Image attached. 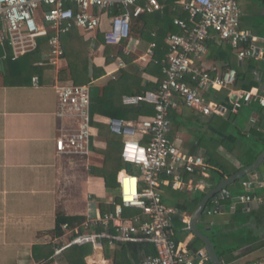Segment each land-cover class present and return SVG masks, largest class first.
<instances>
[{
    "label": "crops",
    "instance_id": "obj_1",
    "mask_svg": "<svg viewBox=\"0 0 264 264\" xmlns=\"http://www.w3.org/2000/svg\"><path fill=\"white\" fill-rule=\"evenodd\" d=\"M239 3L243 12L242 28L256 37V54L264 52V22L258 23L255 20L256 16H264V5L260 6L254 0H240ZM246 14L257 23L251 21V24L246 25L243 22ZM109 17L104 15L102 31L109 27ZM248 25H254L259 32H252ZM78 33L83 40L90 41V64L103 70V74L96 78L91 86L98 87L100 95L104 97L110 82H116L120 77V68H117V59L120 57H116L113 52L109 55L112 60L107 61L106 45L101 41L96 44L97 32L87 34L78 30ZM131 38L132 41L123 42L119 47L135 64L134 77L139 80L140 87L145 89L142 94L144 96L155 91L157 81L162 78L145 71L148 59L140 60L151 44L141 50L139 39L134 36ZM208 43L207 52L198 62L212 75H219L227 69V55L220 50L221 42L217 37L210 38ZM39 48L41 49L39 59L32 55L30 58H22L16 63L9 64L2 61L1 57L4 53H9L11 57V50L0 45V264H71L64 255L59 257L60 252L55 253L56 245L61 244V241H57L59 235L54 233L57 212L62 210L69 216L84 217L82 225L85 230L88 218L101 214L100 205L113 208V202L119 200L120 194H116L119 184L116 189L107 188L104 178L93 175L90 168H99L103 165L110 132L120 135L117 140L120 150L123 141L131 137L115 132L110 121L134 123L141 116H147L140 115L136 120H125L101 113L100 116H95V120L109 126V130L99 132L98 128L91 124V145L87 157L57 154L55 138L59 135L60 129H74L77 126L75 117L61 118L57 115L55 84L59 83V72L68 67V61L64 56L58 66L46 64L47 66L42 67L38 62L48 54L46 41H41ZM127 48L129 53H126ZM252 58L253 60L250 58L239 60L234 51L229 61L231 63L237 61L239 66L246 61L243 68L247 78L244 81H236L230 88L213 89L212 94L206 95L207 100L223 105V115H206L183 104L173 108L179 122L175 127L171 125L169 138L181 152L206 157L204 143L206 144L213 136L225 138L230 142L237 141L239 137L243 139L250 137L249 130L254 125L250 119H258L260 107L256 96L264 95V59ZM35 77L38 80L37 85L33 82ZM126 78L130 79V75L123 77L125 83ZM125 83L122 81V86ZM235 90L239 92L251 90L255 95L250 103L237 112H232L230 99L233 98ZM120 93H123L122 105H137L140 101L152 103L145 99L134 100L139 95L127 94L123 90H120ZM118 95L117 93L115 97ZM233 114L238 117L227 132L221 131L217 125L208 123L212 115L226 118ZM246 114L247 117L243 121L239 120L240 115ZM201 139L203 145L200 144ZM216 152L228 162L227 169L233 167L235 170H229L228 174L223 176L219 173L211 176L207 172L203 177L209 181L189 178L192 184L182 190L173 189L167 184L162 185L160 191L166 205L178 209L179 205L187 203L191 208V201L195 196H200L201 200L225 176L233 174L245 165L229 151L228 146L220 144ZM243 180H253L250 193L256 199L245 203L239 202L237 197L243 192L241 183L227 185L226 190L230 191L231 197L220 199V212L210 215L205 213L196 224L198 229L212 240L217 254H220L218 256L222 264H250L264 257V163ZM125 190L129 193L133 191V184L130 186L125 184ZM197 205L182 214V220L187 227L185 233L179 234L178 242L191 251H206L205 246L194 250L195 236L189 229V221ZM88 225L91 224L88 222ZM97 227H93V230L97 231ZM79 228L80 226L69 227L76 232ZM46 245H51L53 249L49 256H43L47 251ZM113 247L115 246L110 245L109 248ZM112 263V257L105 254L102 242L101 248L92 249L79 264Z\"/></svg>",
    "mask_w": 264,
    "mask_h": 264
},
{
    "label": "built area",
    "instance_id": "obj_2",
    "mask_svg": "<svg viewBox=\"0 0 264 264\" xmlns=\"http://www.w3.org/2000/svg\"><path fill=\"white\" fill-rule=\"evenodd\" d=\"M176 3L183 7L188 19H173L178 30L168 34V51L164 57L154 60L161 66L163 77L157 81L155 91L134 98L150 100L154 104V114L141 116L134 123L110 121L115 132L131 136L123 141L121 157L126 164L138 168L140 174L127 169L118 173L119 200L113 202L111 211L89 217L91 225L87 222L83 232L72 231L67 223L62 224V233L57 237L61 244L56 245V254L74 244L91 243L93 250H98L102 247L101 240L106 239L109 245L130 241L152 243L155 254L134 264H206L209 260L205 250L191 251L176 240L173 217L178 210L164 203L160 191L164 184L182 190L192 184V180L185 179L184 173L206 175L209 169L205 156L183 153L172 143L168 136L169 113L183 103L206 115H223V105L207 100L206 95L212 94L213 89L232 87L237 81V71L229 68L219 75H211L198 64L208 50L210 38L215 36L228 41L239 60L264 59V52L256 54V37L242 28L243 12L238 0H176ZM120 7L123 11L110 16L109 27L103 31L105 43L118 47L132 41V16L153 12L162 8V4L158 0H0V45L4 49L8 47L11 58L16 59L36 51L38 38L46 36L48 54L38 65L58 66L65 56L62 34L73 27L83 33H94L102 25L104 15ZM155 47L156 43L152 42L140 60H149ZM126 53H129L128 48ZM7 58L4 53L1 60ZM124 66V61L118 58L117 68ZM33 80L37 85V78ZM55 92L57 115L77 120L76 128L60 129L55 138V151L60 155L87 157L92 136L90 86L57 83ZM233 93L232 112L250 103L255 95L251 90ZM256 101L264 108V95H257ZM250 120L256 122L254 118ZM125 184H133V191L125 192ZM252 184L253 180L241 182L243 192L237 201L245 203L256 199L250 193ZM220 199L215 196L210 200L206 214L220 212ZM128 208L139 209L141 214L126 217L123 213ZM91 226H101L103 230L98 232ZM250 264H264V257Z\"/></svg>",
    "mask_w": 264,
    "mask_h": 264
},
{
    "label": "trees",
    "instance_id": "obj_3",
    "mask_svg": "<svg viewBox=\"0 0 264 264\" xmlns=\"http://www.w3.org/2000/svg\"><path fill=\"white\" fill-rule=\"evenodd\" d=\"M158 1L160 2V4H162V8L158 10H154L153 12L150 13L143 12L139 16L131 17L130 36L131 37L134 36L139 39L140 42L139 45L141 50L146 49L147 45L149 46L151 42L156 43L154 54L149 59V62L145 67V71L151 74H155L159 78H162L163 74L161 73L160 66L156 65L154 63V60L162 59L164 57L165 53H167L168 51L167 41H166L168 34L176 32L178 30L177 27L173 24V19L176 17L188 19V15L183 10V7L180 4L176 3V0H158ZM121 11H123L122 7L112 8L109 11L108 15L106 16L109 17ZM102 24H103V20H102ZM101 27L102 25L96 30L98 35V41H96V44H98V42L101 41L104 42V44L106 45L105 54L107 56L106 57L107 61L112 60V58H110L109 55L110 53L114 52L116 57L119 56L120 58L123 59L125 63V66L120 68V74H119L120 77L118 76L119 78L117 79V81L110 82V84L106 88L104 97L100 95V89L98 87L91 86L92 82L103 74V70H99L98 68H96V66L90 64L89 61L90 41L83 40L81 34L78 33L79 29L73 27L67 33L61 35L64 54L68 61V67L62 69L59 72L58 82L90 86L89 111H90L91 124L93 126H96L99 132H104L109 130V126L95 120V116H100L101 113L118 119L136 120L137 117L140 115H153L155 109L153 103H149L146 101H140L137 105H132V106L121 104L123 93H120V90H123L127 94L142 96L145 89L140 87L139 80L134 77V71L136 69V66L132 62V59L129 58L126 54H124L123 49L121 47H117L115 45L105 43L104 37L102 35L103 31L101 30ZM249 28L252 32H259L257 31V27H254V25L250 26ZM153 31L155 33L154 36L152 35ZM49 33L51 34L52 32L50 31ZM41 41H46L47 43V37L43 36L38 38V44H40ZM220 42H221L219 47L220 50L223 52V54L227 55L226 56L228 61L227 69L235 68L237 71V81L238 82L244 81L247 78L246 76L247 73L244 70L243 66L247 62L245 61L244 64H242L241 66L238 65L237 61L231 63L229 59L232 57L234 50L232 49L228 41L220 40ZM207 44H209L208 41ZM40 51L41 49L38 47V49L34 51L35 53H28L18 57L17 59H11L8 53L7 55L9 57L4 61H6V63L9 64L16 63L18 62V60H21L22 58L27 59V57L30 58L32 55H36L37 59H39L41 53ZM250 59L253 60V58ZM129 75H130V79L126 78V83H127L126 84L125 80H123V77H128ZM122 81L125 83V85L123 86L121 84ZM117 93L119 95L115 97ZM207 97L206 99H208ZM176 114L177 113L174 109L170 110L169 117L171 124H170V131L168 133V136H170L171 133V125L172 127L173 126L175 127L179 122V117H177ZM237 117L238 116L236 114H233L232 116L228 115V117L226 118L220 117L218 115H212L209 117L208 123L210 125L211 124L217 125L221 131L227 132L231 124L235 122V119ZM246 117L247 114L240 115L239 120L243 121V119H245ZM249 132H250V137H249V142L247 144H245L244 139L240 137L238 138L237 141L230 142L225 138H218L217 136H213L211 139L207 140L206 144L204 143L205 152H206V162L209 165L208 173L211 176H214L215 174L218 173L221 176H223L224 174H228L229 170L231 171L235 170V168L233 167L227 169L228 162L224 158H222L219 154H217L216 149L220 144L228 146L229 151L234 153L237 156L238 160H240V162L245 165L250 164L257 157L258 153L260 152L257 150L258 144L264 146V108L259 107L258 119L251 127ZM109 134H110V138L108 140V148L104 154L105 155L104 163L99 168L96 167L90 168V172L93 175H98L103 177L107 188L116 189L118 187V183L116 182V176L118 172L122 169H127V170L129 169L127 168L126 162H124L121 157V153H120L121 150L118 149L117 140L120 135H114L111 132ZM144 140L145 139H142L141 141L144 142ZM200 144L203 145L202 139ZM129 171L140 174L139 169L135 168L131 164ZM185 177L186 180L189 178H193L195 180L202 179V181H209L208 179L203 177L202 174L197 172L186 173ZM242 180L243 178L240 179L239 181L234 182L233 184L238 185L241 183ZM162 187H160V189H162ZM199 200H200V196H195L191 201L192 202L191 208L188 207L189 205L187 203L178 206L177 209L178 212L173 217V227L176 232L177 241H179V234L185 233L186 232L185 228L187 227L186 223L182 220V214L187 210H192L198 204ZM209 206L210 204L208 205V207ZM112 209L113 208H111L110 206L103 207V205H100L101 214L111 211ZM123 214L124 216L129 217V216L141 214V211L135 208H128L124 210ZM55 221H56L55 229H54L55 235H60L62 233L61 226L64 223H67L68 226L71 228L75 226H80L78 233L84 231L82 225V223L85 221L84 217L69 216L66 215L65 212H63L62 210H59L56 214ZM102 230L103 228L101 226L97 227L98 232ZM102 242H103V249L105 254L112 257L113 260L112 264H133L135 262H139L145 256L155 254V248L153 244L150 242H143V241L116 242L114 244L115 247H113L112 249L109 248L110 245L106 239H102ZM194 245H195L194 250L200 247H204L203 242L196 237L194 239ZM45 247L47 248V251L45 254H43V256L51 255L53 252L51 245H46ZM92 249L93 248L91 243L74 244L62 250L60 252L59 257L64 255L66 259L71 262V264H79L86 255L92 252ZM34 255L36 256L35 252ZM208 264H212L210 260H208Z\"/></svg>",
    "mask_w": 264,
    "mask_h": 264
},
{
    "label": "water",
    "instance_id": "obj_4",
    "mask_svg": "<svg viewBox=\"0 0 264 264\" xmlns=\"http://www.w3.org/2000/svg\"><path fill=\"white\" fill-rule=\"evenodd\" d=\"M264 163V148L258 153L257 157L247 165H244L233 174L225 176L217 185L210 189L199 201L197 207L192 213L189 221V229L196 238L201 240L206 248L209 260L212 264H222L221 260L216 252L215 246L209 236L202 233L197 227V221L202 215H205L206 209L210 200L217 196L220 198H230V191L226 190V186L233 184L236 181L249 175L251 172L258 170L261 164ZM127 168L130 170V164H127Z\"/></svg>",
    "mask_w": 264,
    "mask_h": 264
},
{
    "label": "rangeland",
    "instance_id": "obj_5",
    "mask_svg": "<svg viewBox=\"0 0 264 264\" xmlns=\"http://www.w3.org/2000/svg\"><path fill=\"white\" fill-rule=\"evenodd\" d=\"M255 2H258L259 4H260V6L261 5H264V0H254ZM255 20L258 22V23H263L264 22V16H256L255 17ZM251 21L252 22H256V21H254V18H252V17H250L248 14H246L245 16H244V19H243V22H245L246 24H251ZM256 22V23H257ZM249 142V138H247V139H244V143L245 144H247ZM251 143V142H250ZM264 148V146L263 145H261V144H258V146H257V150L258 151H261L262 149ZM116 194H120V191L119 190H117L116 191Z\"/></svg>",
    "mask_w": 264,
    "mask_h": 264
}]
</instances>
